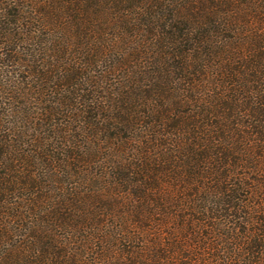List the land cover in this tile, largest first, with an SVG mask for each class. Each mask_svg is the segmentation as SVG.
<instances>
[{
  "label": "trees",
  "instance_id": "obj_1",
  "mask_svg": "<svg viewBox=\"0 0 264 264\" xmlns=\"http://www.w3.org/2000/svg\"><path fill=\"white\" fill-rule=\"evenodd\" d=\"M0 264H264V0H0Z\"/></svg>",
  "mask_w": 264,
  "mask_h": 264
}]
</instances>
